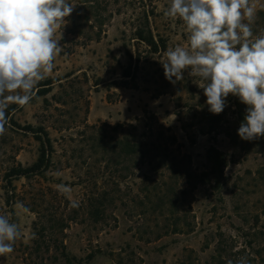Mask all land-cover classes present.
Returning a JSON list of instances; mask_svg holds the SVG:
<instances>
[{"label": "rangeland", "instance_id": "rangeland-1", "mask_svg": "<svg viewBox=\"0 0 264 264\" xmlns=\"http://www.w3.org/2000/svg\"><path fill=\"white\" fill-rule=\"evenodd\" d=\"M96 1L102 27H95L83 0H70L76 6L62 29L63 52L52 73L28 105L7 110V132L0 136V214L20 223L23 238L0 264H228L242 256L264 264V137L240 139L245 110L239 119L231 95L212 129L199 79L187 73L175 83L165 78L164 52L188 47L182 22L163 15L171 0ZM250 3L259 33L264 0ZM146 21L154 40L165 45L155 55L135 38L137 30L147 32ZM129 66L134 85L122 77ZM116 125H134L143 142L155 143L149 154L154 168L149 159L125 162L117 150L98 146L99 134L110 144L122 137L107 128ZM89 126L104 130L95 134ZM148 127L169 132L165 139L149 137ZM41 128L52 145L49 167L29 179L7 177L12 167L36 162L33 136ZM169 134L175 143L164 152L159 142ZM211 149L222 155L219 161ZM60 183L72 188L70 196L56 190ZM99 198L102 205L94 204L99 212L92 216L90 203ZM71 199L79 207L71 208ZM17 201L29 214L15 215ZM170 212L180 216L179 233L167 229Z\"/></svg>", "mask_w": 264, "mask_h": 264}, {"label": "clouds", "instance_id": "clouds-1", "mask_svg": "<svg viewBox=\"0 0 264 264\" xmlns=\"http://www.w3.org/2000/svg\"><path fill=\"white\" fill-rule=\"evenodd\" d=\"M75 6L70 0H0V136L7 132L10 105H28L39 82L52 73L63 52L62 29ZM163 15L180 20L188 35V47L164 52L165 78L175 83L185 73L197 77L214 115L228 107L230 95L237 97L246 106L240 139L264 137V29L253 30L256 6L250 0H171ZM55 188L65 196L72 193L63 183ZM69 206L77 208L79 201L71 199ZM14 208L17 217L30 212L21 201ZM22 238L20 223L0 214V257L13 253ZM228 264L249 262L242 256Z\"/></svg>", "mask_w": 264, "mask_h": 264}, {"label": "trees", "instance_id": "trees-1", "mask_svg": "<svg viewBox=\"0 0 264 264\" xmlns=\"http://www.w3.org/2000/svg\"><path fill=\"white\" fill-rule=\"evenodd\" d=\"M91 3V4H90ZM82 4L86 7H88L89 10H92L95 15V20L93 24L95 27H99V29L103 25V21L101 19L100 14V6L96 0H83ZM258 15L264 16V9H261L258 11ZM146 24V30L147 32H144L143 30H137L135 34V38L142 42L144 45H146L149 48V53L152 55H155L156 53L159 52L160 49H164L165 45L164 42L161 38L158 39V42L154 40V37L151 34L150 28L148 27V21L145 22ZM98 29V32L95 34L96 39L98 40L100 37L101 30ZM136 63H139V60L136 59ZM138 64H136L137 66ZM138 67V66H137ZM131 67L129 66L127 69H125L122 73L123 79H130L131 85H134L135 82V76L134 74H131ZM122 85H129L128 82L122 81ZM233 107H235L236 112L239 115V119L242 120V116L244 113V110L246 106L242 103H240L239 99L237 97L233 96ZM149 115V114H148ZM219 115H214L212 113H209L206 117V121L211 125V128L213 129L216 125H218V119ZM151 117V116H148ZM217 117V118H216ZM109 130L112 132H117L122 135L120 139H117L114 141V144H110L111 142H108L100 136L101 134L98 135V139L95 140V142L100 146L104 151H107L109 149L113 151H118L117 157L119 159L125 160V162L133 161V160H141L144 161L145 159H149V154L155 151L156 149H153L155 147V143L152 142L150 144H147L146 142H143L142 138L144 137H139L137 136L136 130L137 127L134 125H116L114 127L107 126ZM28 130H32V128L27 127ZM86 129L91 130L92 132L100 133L104 130V127L100 126H89ZM146 133L144 134L145 136H158L161 137L162 139H165L166 132H169V130H164L163 127L159 128H152L148 127L146 128ZM35 141L39 144V149H38V157L37 160L34 164H32L30 167L23 168L20 165H17L16 167H12L9 171V174L7 177L11 178H25L29 179L30 177H35L40 175L43 171H45L50 163H51V153L53 152L52 150V145L51 141L47 135V133L41 128L38 129L35 136H33ZM175 143V137L171 134L167 136V140H163L159 142L158 149H163L164 152L169 150L168 148L174 145ZM112 146V147H111ZM210 152L213 154V158L216 161H219L222 158V155L217 152L214 149H211ZM157 164V163H156ZM148 165L151 168H154V160H148ZM219 165V164H217ZM158 166V165H157ZM174 176L179 175L177 172H173ZM169 191H175L174 189H170ZM168 194V190H167ZM165 195V194H164ZM168 196H171V199L175 196V194H170ZM177 199H175L176 201ZM95 203L91 201L90 203V208H91V215L92 216H97L98 210L95 208L94 204L102 205V202L99 199H94ZM163 201V200H162ZM167 219H170L171 222L167 229H171L170 231L172 233H179L183 230V224L182 221L180 220V216L176 212H170V215ZM171 227V228H169ZM168 231V230H167ZM167 233V232H165Z\"/></svg>", "mask_w": 264, "mask_h": 264}]
</instances>
